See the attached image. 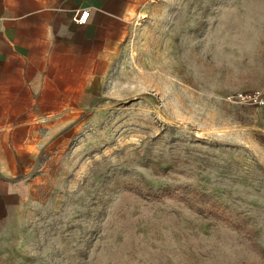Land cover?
I'll list each match as a JSON object with an SVG mask.
<instances>
[{
  "label": "rangeland",
  "instance_id": "1",
  "mask_svg": "<svg viewBox=\"0 0 264 264\" xmlns=\"http://www.w3.org/2000/svg\"><path fill=\"white\" fill-rule=\"evenodd\" d=\"M80 79L36 100L0 264H264V107L229 96L264 84V0H142Z\"/></svg>",
  "mask_w": 264,
  "mask_h": 264
},
{
  "label": "crops",
  "instance_id": "2",
  "mask_svg": "<svg viewBox=\"0 0 264 264\" xmlns=\"http://www.w3.org/2000/svg\"><path fill=\"white\" fill-rule=\"evenodd\" d=\"M141 2L0 0V234L30 196V179H21L20 142H37L36 100L60 97L57 86L69 76L95 83L107 75ZM84 9L89 18L77 24Z\"/></svg>",
  "mask_w": 264,
  "mask_h": 264
},
{
  "label": "built area",
  "instance_id": "3",
  "mask_svg": "<svg viewBox=\"0 0 264 264\" xmlns=\"http://www.w3.org/2000/svg\"><path fill=\"white\" fill-rule=\"evenodd\" d=\"M89 10L84 9L75 18V22L77 24H85L86 21L89 18ZM230 97H235L239 99L242 102H247L249 104L258 105L261 107H264V84L262 87H260L257 90H254L252 92H239V91H232L229 94Z\"/></svg>",
  "mask_w": 264,
  "mask_h": 264
}]
</instances>
